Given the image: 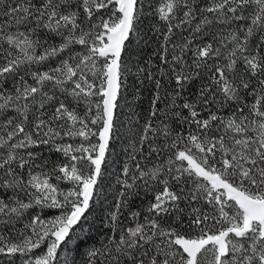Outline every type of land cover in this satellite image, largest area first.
I'll use <instances>...</instances> for the list:
<instances>
[{"label":"snow or ice","instance_id":"1","mask_svg":"<svg viewBox=\"0 0 264 264\" xmlns=\"http://www.w3.org/2000/svg\"><path fill=\"white\" fill-rule=\"evenodd\" d=\"M0 264H264V0H0Z\"/></svg>","mask_w":264,"mask_h":264},{"label":"trees","instance_id":"2","mask_svg":"<svg viewBox=\"0 0 264 264\" xmlns=\"http://www.w3.org/2000/svg\"><path fill=\"white\" fill-rule=\"evenodd\" d=\"M144 8H148V0H141ZM146 17L148 13H145ZM151 23L150 18L145 19L144 23L140 26V35L143 36L147 32ZM156 48V42L149 39L147 43L142 40H134L129 45V50L134 53V60H147L154 49ZM150 89L145 86H141L134 76H129L125 81V88L123 90L124 98L120 101V107L118 109V120L123 124L120 128V135L111 142V147L107 155V163L104 166L103 184L101 185L103 192L107 199L98 198L89 213V220L94 223L95 227L92 229L93 240L100 238V232L103 230V223L107 215V208L112 203V196L114 194L115 179L119 174V170L126 160L125 148L127 144L131 142L130 135L128 134V126L131 121L134 123L137 119L142 118L146 113L149 102ZM45 155H48L45 152ZM140 205V200L135 202L134 208ZM92 241L88 243L91 244ZM83 251V246L81 248Z\"/></svg>","mask_w":264,"mask_h":264}]
</instances>
